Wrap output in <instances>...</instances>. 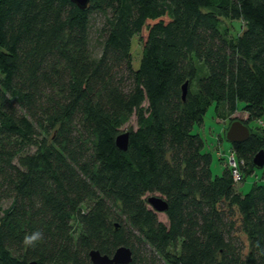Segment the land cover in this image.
Returning a JSON list of instances; mask_svg holds the SVG:
<instances>
[{
	"label": "trees",
	"instance_id": "obj_1",
	"mask_svg": "<svg viewBox=\"0 0 264 264\" xmlns=\"http://www.w3.org/2000/svg\"><path fill=\"white\" fill-rule=\"evenodd\" d=\"M239 102L261 126L216 154L220 174L194 129ZM260 151L264 0H0V264L120 246L129 264H264V181L240 191Z\"/></svg>",
	"mask_w": 264,
	"mask_h": 264
},
{
	"label": "rangeland",
	"instance_id": "obj_2",
	"mask_svg": "<svg viewBox=\"0 0 264 264\" xmlns=\"http://www.w3.org/2000/svg\"><path fill=\"white\" fill-rule=\"evenodd\" d=\"M132 50L136 59V64L138 63L140 52H141V46L138 42V39L135 38L132 43ZM244 103L239 102L238 103V109L235 114H233L231 117L221 120L216 117V111H215V104H213L208 112L205 115L204 122L201 126H197L194 129V133H198L202 136L203 140L205 141V145L207 147V150L211 151L213 153V158H214V164H213V169L214 166H218L220 168L217 173H222V165L220 164V161L218 160V157L216 154L219 155L220 158L223 155V153H229L230 152V147H231V142L227 140L226 138V133L231 126V124L234 121H241L243 124H245V120H247L248 116L246 113L243 112ZM133 124H135L133 122ZM247 125V124H245ZM135 126V125H134ZM260 121H252L248 124V128L253 129L254 131H257L258 127H260ZM126 127L122 128V132H126ZM233 157H230L229 163L233 162ZM223 161V159H220ZM227 164V162H225ZM216 171V170H214ZM255 174H251L245 178L244 183L240 187V191L246 193L248 192L253 184L255 182H263V173L264 169H256ZM214 175H216L214 173ZM151 195V194H150ZM148 195V197L150 196ZM152 195H157V194H152ZM4 206H8V203H5ZM152 207V206H151ZM158 218L160 221L164 223H168V218L164 212H158Z\"/></svg>",
	"mask_w": 264,
	"mask_h": 264
},
{
	"label": "water",
	"instance_id": "obj_3",
	"mask_svg": "<svg viewBox=\"0 0 264 264\" xmlns=\"http://www.w3.org/2000/svg\"><path fill=\"white\" fill-rule=\"evenodd\" d=\"M79 8L86 9L89 0H71ZM188 84L182 86V98H186ZM250 135V130L247 125L241 121H234L229 127L226 138L232 143L245 141ZM129 145V132H121L116 137V146L126 151ZM254 163L259 168L264 166V151H260L254 157ZM148 203L157 212H165L167 210V202L159 195H151L148 198ZM91 264H129L132 261V251L126 246H120L113 256L103 255L98 250H92L90 253ZM34 264V263H33Z\"/></svg>",
	"mask_w": 264,
	"mask_h": 264
},
{
	"label": "clouds",
	"instance_id": "obj_4",
	"mask_svg": "<svg viewBox=\"0 0 264 264\" xmlns=\"http://www.w3.org/2000/svg\"><path fill=\"white\" fill-rule=\"evenodd\" d=\"M43 238L44 234L41 231L36 230L31 233H26L24 235L22 244L26 248H34L40 241L43 240Z\"/></svg>",
	"mask_w": 264,
	"mask_h": 264
},
{
	"label": "built area",
	"instance_id": "obj_5",
	"mask_svg": "<svg viewBox=\"0 0 264 264\" xmlns=\"http://www.w3.org/2000/svg\"><path fill=\"white\" fill-rule=\"evenodd\" d=\"M233 160V162H231V164H234V159H232ZM235 172V174H236V171H234ZM236 177H238V176H236Z\"/></svg>",
	"mask_w": 264,
	"mask_h": 264
}]
</instances>
